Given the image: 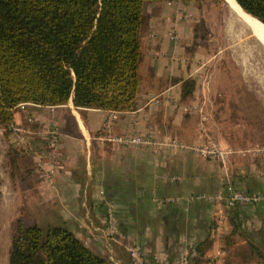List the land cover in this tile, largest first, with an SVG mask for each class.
<instances>
[{
  "label": "crops",
  "instance_id": "1",
  "mask_svg": "<svg viewBox=\"0 0 264 264\" xmlns=\"http://www.w3.org/2000/svg\"><path fill=\"white\" fill-rule=\"evenodd\" d=\"M188 4L145 5L138 95L132 110L77 108L70 98L52 108L26 104L14 113V124L25 131V137L32 125L42 128L39 131L52 125L61 131L60 165L51 161L42 165L39 189L42 202L50 198V223H65L91 250L99 249L117 264H131L125 248L130 244L146 258L179 260L208 236V261L202 264H257L249 258L247 240L234 229L233 213L224 201L209 197L228 195V187L264 194V147L243 144V132L234 134L197 87L198 70L190 49L193 26L182 19ZM187 79L194 80V89L184 96ZM111 114L115 116L112 134H136L149 143L120 145L108 140L103 127ZM201 124L229 151L225 169L219 160L192 149L205 141ZM109 205L119 243L109 237ZM233 210L242 227L264 242V202L236 204Z\"/></svg>",
  "mask_w": 264,
  "mask_h": 264
},
{
  "label": "trees",
  "instance_id": "2",
  "mask_svg": "<svg viewBox=\"0 0 264 264\" xmlns=\"http://www.w3.org/2000/svg\"><path fill=\"white\" fill-rule=\"evenodd\" d=\"M151 1L167 0H0V124L5 131L20 104L51 108L72 98L77 108L132 110L144 7ZM235 2L264 23V0ZM193 89L194 80H185L184 96ZM229 211L250 256L264 263L263 240L242 227L233 207ZM210 244L209 236L198 240L187 264L205 262ZM8 264L117 263L91 250L65 223L42 229L18 220Z\"/></svg>",
  "mask_w": 264,
  "mask_h": 264
},
{
  "label": "rangeland",
  "instance_id": "3",
  "mask_svg": "<svg viewBox=\"0 0 264 264\" xmlns=\"http://www.w3.org/2000/svg\"><path fill=\"white\" fill-rule=\"evenodd\" d=\"M187 2L188 10L182 19L193 26L190 49L198 70L197 87L203 89V98L213 102L234 134L243 132V144L264 147V58L248 53L241 36L229 29L232 15L224 0ZM261 25L264 27V23ZM64 113L71 118L70 113ZM52 128L59 136L61 131L57 126L52 125L45 132L32 125L25 143H18L12 131H5V126L0 124V264H8L11 238L18 220L26 226L38 225L42 229L60 224L58 221L50 223V198L44 203L39 193L42 165H50L51 161L47 139ZM37 153L44 155L42 161L36 158ZM254 256L250 257L257 264H264ZM124 259L129 260L126 255Z\"/></svg>",
  "mask_w": 264,
  "mask_h": 264
},
{
  "label": "built area",
  "instance_id": "4",
  "mask_svg": "<svg viewBox=\"0 0 264 264\" xmlns=\"http://www.w3.org/2000/svg\"><path fill=\"white\" fill-rule=\"evenodd\" d=\"M170 3V2H169ZM171 37L175 38V34H170ZM24 104H20L19 107H23ZM52 108V107H51ZM114 115H110L109 118L105 122V130L107 132L108 140L115 142L120 145H135V146H143L149 143V140L136 135V134H112V119H114ZM9 130L12 131L16 141L18 143H25V131L16 126L14 123L10 124ZM200 130L204 133L205 141L200 144L192 147V149L197 152L199 155L205 158L217 159L221 163V167L225 169L226 167V156L229 151L224 150L220 147L218 142H216L211 134L207 132L204 128L203 124L200 125ZM48 139H47V148L50 150V160L53 165H60L61 162V154L58 147V133L52 128L48 132ZM172 145H176L172 143ZM229 193L228 195L224 196L221 194L210 196L209 199L214 200L216 202L224 201L227 208H232L236 204H244V205H252L259 202H264V194H250L244 190L240 189H231L230 187L227 188ZM106 223L108 226V233L109 237L113 242H118L119 236L116 234V220L114 217V212L112 210V205H109L107 208V218ZM127 253L130 257L131 264H170L168 261H162L157 255H154L151 258H146L143 254L139 251L137 246L130 244L125 247ZM188 259L186 256H183L177 263L175 264H187Z\"/></svg>",
  "mask_w": 264,
  "mask_h": 264
},
{
  "label": "bare ground",
  "instance_id": "5",
  "mask_svg": "<svg viewBox=\"0 0 264 264\" xmlns=\"http://www.w3.org/2000/svg\"><path fill=\"white\" fill-rule=\"evenodd\" d=\"M224 1L232 15V19L230 23H228L230 28H228L232 30L234 35L238 37L241 36V42L245 44V50L248 51V53L250 52L253 57L258 59L264 58V27L261 25L263 22H258L256 18L240 9L235 0Z\"/></svg>",
  "mask_w": 264,
  "mask_h": 264
},
{
  "label": "water",
  "instance_id": "6",
  "mask_svg": "<svg viewBox=\"0 0 264 264\" xmlns=\"http://www.w3.org/2000/svg\"><path fill=\"white\" fill-rule=\"evenodd\" d=\"M245 12V11H244ZM250 16H252V15H250ZM253 17V16H252ZM255 18V17H254ZM257 19V18H256ZM258 20V19H257ZM258 21H260V20H258ZM261 22V21H260Z\"/></svg>",
  "mask_w": 264,
  "mask_h": 264
}]
</instances>
